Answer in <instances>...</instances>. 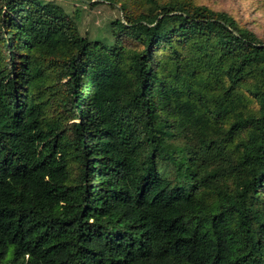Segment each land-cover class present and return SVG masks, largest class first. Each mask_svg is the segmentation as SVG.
I'll return each instance as SVG.
<instances>
[{
	"label": "trees",
	"instance_id": "16d2710c",
	"mask_svg": "<svg viewBox=\"0 0 264 264\" xmlns=\"http://www.w3.org/2000/svg\"><path fill=\"white\" fill-rule=\"evenodd\" d=\"M99 2L104 65L0 0V264H264V42L194 0Z\"/></svg>",
	"mask_w": 264,
	"mask_h": 264
},
{
	"label": "rangeland",
	"instance_id": "374dc122",
	"mask_svg": "<svg viewBox=\"0 0 264 264\" xmlns=\"http://www.w3.org/2000/svg\"><path fill=\"white\" fill-rule=\"evenodd\" d=\"M53 13L69 18L81 37V44L97 65L120 59L124 48L114 41L108 23L120 17L118 10L99 0H36ZM214 10L225 11L246 24L264 42V0H194ZM78 14V15H77ZM170 24H165L168 29ZM1 264H10L8 258Z\"/></svg>",
	"mask_w": 264,
	"mask_h": 264
}]
</instances>
